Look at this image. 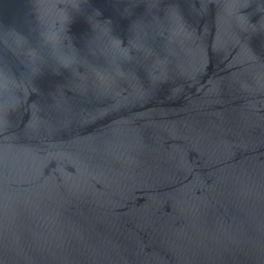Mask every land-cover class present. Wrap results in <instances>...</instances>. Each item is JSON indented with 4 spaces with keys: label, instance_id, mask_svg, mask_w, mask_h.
<instances>
[{
    "label": "water",
    "instance_id": "95a60500",
    "mask_svg": "<svg viewBox=\"0 0 264 264\" xmlns=\"http://www.w3.org/2000/svg\"><path fill=\"white\" fill-rule=\"evenodd\" d=\"M0 264H264V0H0Z\"/></svg>",
    "mask_w": 264,
    "mask_h": 264
}]
</instances>
